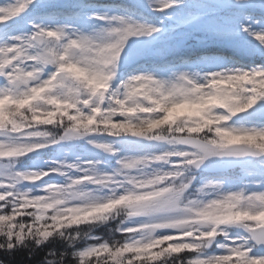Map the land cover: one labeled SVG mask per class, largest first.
Listing matches in <instances>:
<instances>
[{"label":"snow or ice","instance_id":"1","mask_svg":"<svg viewBox=\"0 0 264 264\" xmlns=\"http://www.w3.org/2000/svg\"><path fill=\"white\" fill-rule=\"evenodd\" d=\"M53 242L264 264V0H0V254Z\"/></svg>","mask_w":264,"mask_h":264},{"label":"trees","instance_id":"2","mask_svg":"<svg viewBox=\"0 0 264 264\" xmlns=\"http://www.w3.org/2000/svg\"><path fill=\"white\" fill-rule=\"evenodd\" d=\"M101 235L103 233H100ZM60 249L61 244L59 242H53L45 247L44 251L37 250L36 255L33 257V259H28V253L27 251H20L15 253L13 256H7L4 254H0V260L4 261V264H37L38 261H41L48 249Z\"/></svg>","mask_w":264,"mask_h":264},{"label":"rangeland","instance_id":"3","mask_svg":"<svg viewBox=\"0 0 264 264\" xmlns=\"http://www.w3.org/2000/svg\"><path fill=\"white\" fill-rule=\"evenodd\" d=\"M120 1L122 0H112V1H101V0H94L95 3H98V4H120ZM61 2H64V3H70V2H67L66 0H61ZM190 45H194V41H191L189 42ZM189 50H192L191 48Z\"/></svg>","mask_w":264,"mask_h":264}]
</instances>
